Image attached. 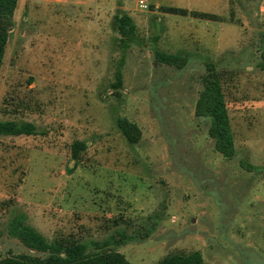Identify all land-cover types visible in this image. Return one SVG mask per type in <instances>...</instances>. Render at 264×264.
Listing matches in <instances>:
<instances>
[{
    "label": "rangeland",
    "instance_id": "rangeland-1",
    "mask_svg": "<svg viewBox=\"0 0 264 264\" xmlns=\"http://www.w3.org/2000/svg\"><path fill=\"white\" fill-rule=\"evenodd\" d=\"M145 4L18 0L0 119L36 131L0 133V256L37 253L10 230L21 217L49 240L106 242L131 264L196 250L204 264H264V0ZM124 13L136 24L128 46L116 22ZM156 50L189 62H158ZM207 62L221 74L233 157L216 150L210 118L195 112ZM119 117L138 124L137 143Z\"/></svg>",
    "mask_w": 264,
    "mask_h": 264
},
{
    "label": "trees",
    "instance_id": "trees-1",
    "mask_svg": "<svg viewBox=\"0 0 264 264\" xmlns=\"http://www.w3.org/2000/svg\"><path fill=\"white\" fill-rule=\"evenodd\" d=\"M17 2L18 0H0V69ZM164 10L181 15L190 13L199 18L210 19L216 16L209 12L188 11L186 8L175 6L164 7ZM116 22L121 40L125 46H128L126 39L135 38L136 24L131 16L125 13L116 15ZM155 58L158 62L178 68L185 67L189 62L188 55L161 50L155 51ZM259 66L264 69V55ZM121 79L119 84H122ZM195 112L199 117L210 118L209 135L214 140L216 150L224 157H233L236 146L231 117L225 99L221 74L212 62L206 63V73L202 77V89L196 102ZM117 125L129 143L134 144L140 140L142 131L136 122L119 117ZM35 131L36 126L32 122L20 123L14 120L0 119L1 134H33ZM81 148H83L82 143L74 144L72 153L74 159L78 157ZM243 165L251 168L249 163L243 162ZM10 230L27 248L37 253H9L0 256V264H131L123 253L108 248L106 242L91 241L89 243L72 234L49 240L33 226L25 223L21 217L12 220ZM119 236L124 241L130 239L125 230H121ZM90 244L94 247H91ZM153 264H204V260L201 252L196 250L189 254L167 255Z\"/></svg>",
    "mask_w": 264,
    "mask_h": 264
},
{
    "label": "built area",
    "instance_id": "built-area-1",
    "mask_svg": "<svg viewBox=\"0 0 264 264\" xmlns=\"http://www.w3.org/2000/svg\"><path fill=\"white\" fill-rule=\"evenodd\" d=\"M141 3H142L143 6H146L145 0H141Z\"/></svg>",
    "mask_w": 264,
    "mask_h": 264
},
{
    "label": "crops",
    "instance_id": "crops-1",
    "mask_svg": "<svg viewBox=\"0 0 264 264\" xmlns=\"http://www.w3.org/2000/svg\"><path fill=\"white\" fill-rule=\"evenodd\" d=\"M262 9H264V6L262 5Z\"/></svg>",
    "mask_w": 264,
    "mask_h": 264
}]
</instances>
